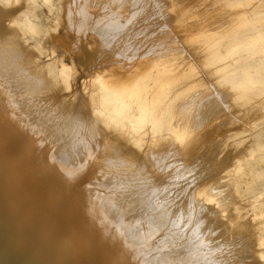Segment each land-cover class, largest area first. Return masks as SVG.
Instances as JSON below:
<instances>
[{
    "label": "bare ground",
    "instance_id": "1",
    "mask_svg": "<svg viewBox=\"0 0 264 264\" xmlns=\"http://www.w3.org/2000/svg\"><path fill=\"white\" fill-rule=\"evenodd\" d=\"M138 1H144L146 5L155 4V0ZM181 6L176 0H171L172 10L178 13L176 27L183 33L184 41L198 45L202 64L211 77L221 75L231 69V65L233 67L234 64L229 65L226 59L233 56L236 49L255 50V54L264 56V34L246 35L233 43L226 55L222 54L215 48L223 39V28L197 24L198 29L192 31L193 26L186 22L190 19L186 16L188 10ZM242 6L240 2L223 9L233 11L237 16L234 18L236 23V20L247 16L245 12L235 11ZM259 20H264V16L260 15ZM9 24L13 27L12 23ZM163 24L167 32L171 26L165 21ZM15 26L13 29L17 28ZM9 29L10 25L8 29L0 27V37L8 35ZM145 31L143 28L136 32ZM153 33L150 40L158 34ZM54 37L58 39V36ZM85 44L93 51L94 37L89 35ZM154 49L155 45L130 51L129 59H124L125 68L113 63L98 64L85 74L83 104L88 109L81 121L84 131L88 132L83 139L89 141L81 142V149L76 147L83 156L87 153L81 159L63 158L49 152L52 148L50 140L38 139L37 131L13 111L7 97L11 92L17 93L16 86L11 88V92L7 90L0 74V264H168L166 259L171 255H160L162 240L155 239V235L162 232L168 238L193 237L180 247L181 259H173L170 264H189L191 258L195 264H200L194 255L205 260L202 264H209L207 260L212 258V253H217L220 264H225L224 255H230L231 247L237 249L236 255L226 262L262 264L264 222L261 218L264 212L256 211L249 218L240 214L236 185L231 177L236 170H247L245 159L255 150L246 149L239 156H234L236 149L231 159H223L220 158L221 150L217 152L219 144L212 143V148L209 146L211 143H207V147L212 148L208 155L203 154L204 150V158L198 156L192 161L194 155L197 157V152L193 153L194 146L202 139V135H197L198 129L214 125L227 110L216 90L208 85L213 81L210 80L205 86L206 89L210 86L209 91L211 88L214 90L213 95L203 100L200 98L202 101L193 104L195 118L189 121L179 118L178 113L182 109L178 112L177 107H186L185 99L198 94L192 90L202 83L198 77L199 65L193 61V53V58L190 54L187 56L186 50L180 47L178 49L187 56L185 62L182 61L185 56L182 52L177 55L173 50L156 55L155 50L154 55ZM83 61L79 59L80 68ZM5 69L7 74L12 73V79L18 80L16 66ZM260 72L261 67L254 65L244 70L252 80ZM75 73V61L71 65H62L59 77L66 91L70 92L69 79L75 77ZM27 87L33 89L29 84ZM263 95L264 88L257 92L238 93L235 100H244L248 104L254 96L259 99ZM231 120L236 121V118L231 115ZM215 137H211L213 141ZM158 146H171V153L177 161L170 170L162 171L153 179L150 192L134 195L131 202L123 199L119 204L114 203L115 183L124 175L127 184L139 179L142 184L151 185L149 173L142 177L136 174L151 170L145 162L150 160V148ZM109 156L114 160L102 161ZM114 168L117 169L115 178L104 181L102 175ZM128 206L131 210L125 211ZM139 206L141 212L137 211ZM139 219L141 223L136 224ZM188 219L195 222L192 227L183 224ZM241 243L251 249L244 255ZM225 246L226 250L221 251ZM184 253L187 256L183 257Z\"/></svg>",
    "mask_w": 264,
    "mask_h": 264
},
{
    "label": "rangeland",
    "instance_id": "2",
    "mask_svg": "<svg viewBox=\"0 0 264 264\" xmlns=\"http://www.w3.org/2000/svg\"><path fill=\"white\" fill-rule=\"evenodd\" d=\"M176 1L182 5V9L188 10L186 16H189L190 19H187L186 22L190 24L189 26H193L191 28L192 31L198 29L197 24H205L207 27L211 25L212 28H223V39L220 40L215 49L224 55L227 54L233 43L246 35L256 36L264 34V20H259L260 15L264 16V0ZM137 2L139 3L138 0H8L7 3L6 0H0V27L8 29L10 25V29L7 31L9 32L8 35L0 37V74L4 80L3 85L5 88L11 92V88L16 86L15 91L17 92L15 94L11 92L9 97H7L8 103L13 106L15 114L19 115L17 117H20L22 120L25 119L26 125L28 122L31 125V129L37 131L38 139L44 138L46 140L48 138L50 140H47L52 144L49 152L57 153L63 158L73 157L81 159L87 153L83 156L81 154L82 151L76 149V147H79L81 142L89 141L83 139L84 135L88 132L84 131L81 121L88 109L83 104L85 97L83 80L89 69L94 68L95 65H103L105 63H113L120 68H125L126 63L124 59L130 55V51L154 45L155 49L152 51V54L156 50V55L160 54V52L163 54L166 51L172 52L173 50L174 53H178L177 55H180L179 53L182 52V56L190 54L192 57L191 54L193 53V57L196 59H193V61H196V64L198 63L197 66L199 65L198 69L200 73L198 77H200L204 86L201 83V86L193 87L192 92L195 93L197 91L198 94L195 93L193 95L195 97L192 98L190 96L188 99H185L184 104L186 103V107L181 105L177 107L178 112L182 109L181 113H178L179 118L184 117L186 121L193 120L195 118V106L193 104L196 105L200 102V98L202 100L208 96V98H211L214 91L212 88L216 90L226 110L230 113L226 111V113L224 112L225 114H221L220 117L222 118L218 119L219 123L217 121L214 125L212 123V126L209 124L206 127L200 128V130L198 129L197 135H202V139L194 146L195 150L193 149V153L196 151L197 157L194 155L192 161L199 157L204 158L207 156V152L211 151L213 144H219L217 152L221 150L220 158L230 157L231 159V155L236 149L238 151L236 154H233L234 156H239L246 149L252 151L254 149L255 152L252 153V156L245 159L248 171L236 170L234 171L235 173H231V177L234 179L236 185L237 202L241 206L240 214L249 218L256 211L264 212V95L259 99H255V96H252L253 98L249 101L250 104H247L244 100H235V96L238 93L257 92L264 88V56L259 53H257L258 55L255 54V50H251L250 52L246 49H236L234 55L226 59L229 65L234 64L233 67L231 65L229 67L231 69L223 72L221 75L211 77L209 70L202 64L203 58L199 55L198 45L195 46L188 41H184L183 33L176 27L178 13L176 10H172L171 0H155V7L149 3L146 5L144 1V3H139L140 6H138ZM240 2L243 6L240 10L236 9L235 11L245 12L247 16L236 20L235 23L234 21L237 16L233 15V11H230L231 9L226 8L224 10L223 8ZM135 6L138 7L136 8ZM151 7L155 9H151ZM66 14L67 16H65ZM244 19L247 20L244 22ZM163 21L171 26H169L170 28H168L169 30L167 29V32L163 28ZM9 23H12L13 27L16 25L15 27L17 28L13 29ZM226 27L227 29H225ZM143 28L146 30L145 32H136ZM65 29L68 32H65ZM152 32H158V34L156 35L157 37L155 36L150 40ZM89 35L94 37L95 48L93 51L87 49L88 47L85 44ZM54 36H58V39L56 40L57 37L55 38ZM173 39L178 40V42L176 40L174 42ZM166 40L170 42L167 43ZM176 43H181V45L177 46L182 50H186L184 51L185 54H183L181 49L177 48ZM17 46L19 47L18 50H16ZM251 53L256 56L251 57ZM187 56H183L184 60L181 57V60L185 62L188 60L186 59ZM79 59H83L86 62L83 61L81 68L79 66L81 65ZM74 61L76 73L75 77L69 79L71 87L69 92L64 89L59 72L62 65H71ZM253 65L261 67L262 72L252 80L244 73V70ZM8 66H16V76L20 82L16 78L15 80L12 79V73L7 74L5 68ZM210 80L213 81L209 82ZM251 80L252 82L249 84L248 81ZM26 84L31 85L35 90L27 89ZM206 84L212 87L211 91H209L210 86H207L206 89ZM199 92L202 95L201 93L199 95ZM19 94H22V96ZM29 94L32 96L30 97ZM37 95L40 98L37 99ZM231 115L236 118V121H229ZM222 119L229 121V123L227 121L222 123ZM216 127L219 128L217 129ZM214 133L216 135L218 133V135L216 136ZM205 135L208 136L205 138ZM211 137H215L214 139L217 141H213ZM207 143H211L209 146L212 148L208 146L209 149ZM259 145L262 146L257 148ZM170 147L163 146L162 148L158 146L150 148V160L145 162V166H150L151 170L149 168V172L140 171L136 174L142 177L148 176L149 173L148 177L151 185L142 184L143 181L139 179L127 184L125 183L127 181L126 176L120 177L115 183L117 189L114 197L116 202L114 203L119 204L123 199L131 202L136 194L150 192L154 182L153 179L155 180L162 171L170 170L169 168L177 161L171 153ZM254 154L255 157L253 156ZM110 160L113 161L114 158L111 156L102 158V161L105 163L111 162ZM116 172V168L106 171L102 175V179L104 181L113 180ZM127 208L129 209H125V211L131 210L129 206ZM141 210L139 206L137 211L141 212ZM263 217L264 213L261 222H264ZM135 223L140 224L141 220H136ZM194 223L190 219L183 222L186 227H192ZM155 236V239L162 240L160 243V255H171L169 256L170 259H166L168 264L173 259L180 260L182 257L179 252L180 247L189 239H193V237L187 236L168 238L167 234L165 235L163 232ZM151 240L153 241L154 239L152 238ZM214 241L217 242L219 240ZM241 245L244 247L242 249L243 255L251 250L249 245L245 243H241ZM225 250L226 246L221 249V251ZM236 250L234 247H231L230 255H224L225 264H230L226 260H230L231 257L236 255ZM215 254L217 253H212V258L207 260L209 264L221 263V260L218 257L216 258ZM184 255L187 256L184 253L183 257ZM193 258L200 260V264L205 261L198 259L196 255ZM189 264H195L192 258ZM262 264H264V261Z\"/></svg>",
    "mask_w": 264,
    "mask_h": 264
}]
</instances>
